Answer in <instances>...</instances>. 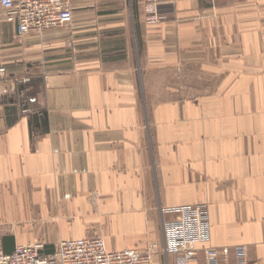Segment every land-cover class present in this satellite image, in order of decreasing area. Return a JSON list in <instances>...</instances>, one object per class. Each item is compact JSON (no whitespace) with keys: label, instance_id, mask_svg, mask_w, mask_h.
Listing matches in <instances>:
<instances>
[{"label":"crops","instance_id":"0c3cea01","mask_svg":"<svg viewBox=\"0 0 264 264\" xmlns=\"http://www.w3.org/2000/svg\"><path fill=\"white\" fill-rule=\"evenodd\" d=\"M149 1L71 0V24L22 36L0 7L5 253L101 236L178 264L164 226L206 204L192 264H264V0Z\"/></svg>","mask_w":264,"mask_h":264},{"label":"built area","instance_id":"2783aa9c","mask_svg":"<svg viewBox=\"0 0 264 264\" xmlns=\"http://www.w3.org/2000/svg\"><path fill=\"white\" fill-rule=\"evenodd\" d=\"M0 7L7 10V19L14 22L19 36L28 33H42L48 29L62 27L73 22L71 0H0ZM149 12L156 17L159 2L150 0ZM6 72L0 67V75ZM29 79H23L27 82ZM182 218L167 223V234L181 236L177 252L181 256L178 264H192L195 259V245L207 243L211 238V222L206 204L179 208ZM156 243L145 247H126L110 250L101 236L65 239L51 250H46L43 242L17 245L12 253H5L0 241V264H154ZM241 247L238 256L244 259ZM205 264H219V251L212 247L204 248Z\"/></svg>","mask_w":264,"mask_h":264}]
</instances>
